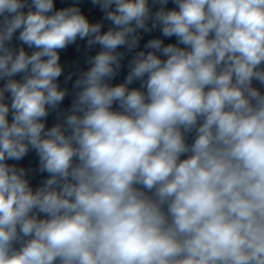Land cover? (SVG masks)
Wrapping results in <instances>:
<instances>
[{"label": "clouds", "instance_id": "obj_1", "mask_svg": "<svg viewBox=\"0 0 264 264\" xmlns=\"http://www.w3.org/2000/svg\"><path fill=\"white\" fill-rule=\"evenodd\" d=\"M0 264H264V0H0Z\"/></svg>", "mask_w": 264, "mask_h": 264}]
</instances>
